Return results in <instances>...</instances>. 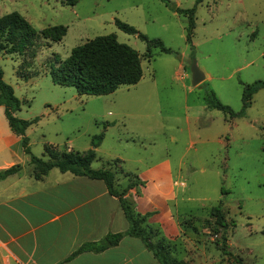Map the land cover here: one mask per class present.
I'll return each mask as SVG.
<instances>
[{"label": "rangeland", "instance_id": "1", "mask_svg": "<svg viewBox=\"0 0 264 264\" xmlns=\"http://www.w3.org/2000/svg\"><path fill=\"white\" fill-rule=\"evenodd\" d=\"M170 1L179 8L194 5V0ZM11 11L36 32L66 27L57 42L39 40L33 59L0 52L2 78L22 101L15 116L36 119L25 129L30 152L43 160L48 159L44 146L83 152L102 132L91 167H111L119 185L127 173L146 181L150 203L163 217L171 215L176 226L169 235L150 223L177 262L264 264V88L252 94L241 116L230 118L203 102L212 91L238 111L242 84L264 80V0L195 4L192 50L184 39L185 16L159 0H76L73 5L0 0V15ZM114 18L159 39L169 52L151 47L148 58L144 41L119 30ZM108 33L138 53L141 77L136 83L97 96L51 83L47 70L55 56L63 59L75 45ZM191 59L204 75L194 86ZM19 164L31 170L28 163ZM140 187L129 192L133 201ZM219 201L228 254L215 246L222 232L209 214Z\"/></svg>", "mask_w": 264, "mask_h": 264}, {"label": "trees", "instance_id": "2", "mask_svg": "<svg viewBox=\"0 0 264 264\" xmlns=\"http://www.w3.org/2000/svg\"><path fill=\"white\" fill-rule=\"evenodd\" d=\"M159 1L175 13L185 16L184 39L192 50L194 5L200 3L201 0H194V5L190 8H179L170 0ZM60 2L73 5L76 0H60ZM113 24L122 32L134 34L144 41L148 58L151 47H157L164 53L169 52L159 39L148 38L127 23L114 18ZM65 32L66 27L63 25L47 26L36 32L20 14L15 11L7 12L0 15V52L26 54L28 59H33L40 44L39 40L42 39L43 44L49 45V42L59 41ZM47 72L51 83L73 87L78 95H105L121 85H132L139 80L141 77L140 57L133 48L118 42L113 33H108L96 35L75 45L63 59L55 56L49 64ZM261 88H264V80L242 84L241 106L238 111H232L227 105L222 104L212 91L204 94V106L207 109H217L230 118L241 116L244 109L250 105L252 94ZM20 104L21 101L14 95L12 87L3 80L0 68V105L3 108V115L10 132L18 137L22 152L28 156V164L31 165L29 174L34 178H40L48 169L55 167L60 172L67 171L75 176L100 180L107 193L116 198L127 223L126 229L123 231L107 232L98 240L82 242L66 258L56 264L68 261L81 252L98 253L103 251L116 245L125 235L139 239L158 264H180L172 257L166 240L157 237V229L148 223L147 219L153 212L139 213L135 210L129 190L133 189L134 192H137L138 187L142 186L144 182L136 174L127 173L125 183L119 185L116 183L115 171L111 167H91L92 161L96 159L94 148L99 145L103 133L93 135L90 139L91 147L83 152L56 151L50 146H44L43 151L47 154L48 159L43 160L30 152L28 139L25 136V129L36 119H22L14 115V112L19 110ZM19 169V164L1 169L0 177L17 173ZM209 214L222 232L220 243L214 242L215 246L222 254H228L229 252L224 248L226 221L220 201L209 208ZM236 261L239 260L236 259Z\"/></svg>", "mask_w": 264, "mask_h": 264}, {"label": "crops", "instance_id": "3", "mask_svg": "<svg viewBox=\"0 0 264 264\" xmlns=\"http://www.w3.org/2000/svg\"><path fill=\"white\" fill-rule=\"evenodd\" d=\"M20 162L27 164V155L18 137L10 132L0 105V170ZM29 173L20 165L17 173L0 177V264H56L82 242L126 229L116 198L107 193L100 180L60 172L55 167L40 178ZM138 178L144 184L141 195L134 197L135 210L153 211L147 221L157 223L165 233L167 229L169 235L175 233L171 215L163 217L150 203L146 181ZM61 264L158 263L139 239L125 235L112 247L98 253L81 252Z\"/></svg>", "mask_w": 264, "mask_h": 264}, {"label": "water", "instance_id": "4", "mask_svg": "<svg viewBox=\"0 0 264 264\" xmlns=\"http://www.w3.org/2000/svg\"><path fill=\"white\" fill-rule=\"evenodd\" d=\"M189 72H190V84L193 86L204 78L203 73L196 66V62L194 59L190 60Z\"/></svg>", "mask_w": 264, "mask_h": 264}]
</instances>
